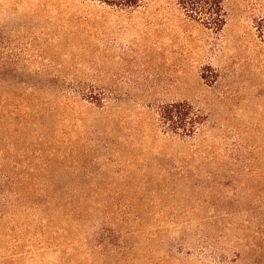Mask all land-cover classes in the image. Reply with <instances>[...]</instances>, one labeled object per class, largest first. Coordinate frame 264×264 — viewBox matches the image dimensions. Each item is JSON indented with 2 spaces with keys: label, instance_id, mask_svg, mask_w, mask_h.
<instances>
[{
  "label": "rangeland",
  "instance_id": "374dc122",
  "mask_svg": "<svg viewBox=\"0 0 264 264\" xmlns=\"http://www.w3.org/2000/svg\"><path fill=\"white\" fill-rule=\"evenodd\" d=\"M222 1L216 32L180 0H0V264H97L86 244L103 226L156 232L128 234L125 264L264 253V141L216 132L238 97L264 118V0ZM179 102L202 116L190 135L161 121ZM17 189L59 204L27 212Z\"/></svg>",
  "mask_w": 264,
  "mask_h": 264
},
{
  "label": "trees",
  "instance_id": "16d2710c",
  "mask_svg": "<svg viewBox=\"0 0 264 264\" xmlns=\"http://www.w3.org/2000/svg\"><path fill=\"white\" fill-rule=\"evenodd\" d=\"M86 1L102 4L120 11H127L138 8L143 0ZM179 4L191 20L202 24L208 29L220 32L226 25L227 14L222 0H180ZM255 28L259 36L264 38V16L256 20ZM160 117L166 130L174 133L183 131L185 135H190L193 132L194 126H192V129L189 128L191 123L193 125H199L202 123L201 115L196 114L194 118H190L189 105L186 102L172 103L163 107ZM26 191L34 196L33 200L26 196ZM9 192L10 191L8 190V193ZM5 193H7V190L2 188L0 185V210L5 205ZM12 196L13 198H16L15 200L17 202L22 204L25 211L29 212L31 210H36L40 212L43 217L45 216L46 208L48 209L51 205L59 204L57 198L50 195L49 190L47 189H44L42 193H38L33 189H17L15 193L13 192ZM25 198L28 199V201L25 202ZM2 215H4L3 212L0 213L1 217ZM99 231L100 232L91 240H88V243L86 244L88 246L89 253H91L92 256L95 255L97 257V264H111V262H108L111 260L110 258H113L112 260H114L112 264H125L123 261L128 256L135 259L138 258L139 253L136 248L129 247L127 245L126 240L132 238V236L127 237L128 234L136 232L145 234V231H148L149 233H147L151 237L156 234V232L154 233L150 228L148 230H135L136 232L132 231L127 234H115L116 230H113L111 227L103 226ZM64 252L67 254L69 250H63V253ZM73 256L77 260V255L74 254ZM221 259L223 263L230 261L224 255L221 256ZM147 262H149V264H153L152 258H148ZM232 262H234V264H264V253L260 254L258 252H253L246 257L242 252H237L234 254Z\"/></svg>",
  "mask_w": 264,
  "mask_h": 264
},
{
  "label": "crops",
  "instance_id": "0c3cea01",
  "mask_svg": "<svg viewBox=\"0 0 264 264\" xmlns=\"http://www.w3.org/2000/svg\"><path fill=\"white\" fill-rule=\"evenodd\" d=\"M238 91L234 89L232 92L233 99ZM241 101L242 98L238 97L231 106H228L226 102L220 109L222 112L216 123L219 127L216 132L225 135L223 138L229 140L264 141V118L247 116L249 113L245 111V105L240 103Z\"/></svg>",
  "mask_w": 264,
  "mask_h": 264
}]
</instances>
